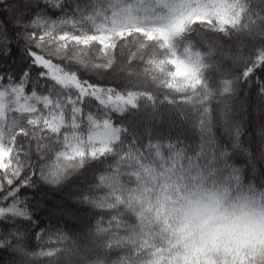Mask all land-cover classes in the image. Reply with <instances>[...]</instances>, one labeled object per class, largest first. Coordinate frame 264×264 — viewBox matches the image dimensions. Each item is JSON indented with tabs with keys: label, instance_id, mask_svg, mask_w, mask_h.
<instances>
[{
	"label": "snow or ice",
	"instance_id": "1",
	"mask_svg": "<svg viewBox=\"0 0 264 264\" xmlns=\"http://www.w3.org/2000/svg\"><path fill=\"white\" fill-rule=\"evenodd\" d=\"M111 3L0 0V264H160L123 239L141 181L177 238L218 215L182 178L264 187V0H149L135 32Z\"/></svg>",
	"mask_w": 264,
	"mask_h": 264
},
{
	"label": "trees",
	"instance_id": "2",
	"mask_svg": "<svg viewBox=\"0 0 264 264\" xmlns=\"http://www.w3.org/2000/svg\"><path fill=\"white\" fill-rule=\"evenodd\" d=\"M141 5L144 7L141 8ZM108 7L115 12L132 9V15L138 21L132 27L133 32L137 27H150L145 23L148 17L144 11L149 7V0H113ZM141 51L146 54L155 50L145 47ZM121 55H127V49H121ZM144 68L145 65L136 62L133 63L131 71L143 78ZM249 87H251L250 84ZM181 131L183 130L173 128L171 135L175 136ZM165 132H168V129H165ZM196 135H198L197 132L189 129L183 138L185 142H190ZM177 164L184 167V160L178 159L173 167ZM152 167L155 171V166ZM210 174H214V170ZM210 174L201 169L199 175L203 176V180L200 183H197V174L192 173V183L188 184L187 179L182 178L183 186L190 192L199 191L215 196L217 219L210 227L185 228L179 238L172 232L161 230L152 208L147 203L151 201L154 205L156 202L154 193L159 194V189L154 187L155 180L141 181V185H146L148 189L143 192L142 199L136 198L140 185L130 184L128 187L131 191L128 195L136 198L131 206V214L144 235L141 236L140 233L132 231L128 237H123L126 243L134 245L137 239H147L150 246L161 253L160 264H247L249 257H264V187L260 186L258 180L251 181V185H229L219 178L209 179ZM245 182L248 181L245 180ZM178 195L184 196L185 193L181 191ZM141 203H143V211L137 212L136 208L140 207ZM163 211L164 209H161L162 213ZM141 217H143L142 220ZM137 264H146V261L140 260Z\"/></svg>",
	"mask_w": 264,
	"mask_h": 264
},
{
	"label": "rangeland",
	"instance_id": "3",
	"mask_svg": "<svg viewBox=\"0 0 264 264\" xmlns=\"http://www.w3.org/2000/svg\"><path fill=\"white\" fill-rule=\"evenodd\" d=\"M149 38H151V37H149ZM157 38H159V37H157Z\"/></svg>",
	"mask_w": 264,
	"mask_h": 264
}]
</instances>
